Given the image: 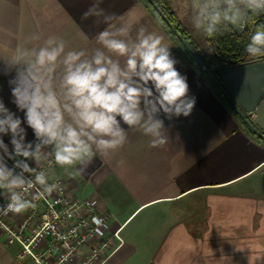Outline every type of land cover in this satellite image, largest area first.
<instances>
[{
    "label": "crops",
    "instance_id": "obj_1",
    "mask_svg": "<svg viewBox=\"0 0 264 264\" xmlns=\"http://www.w3.org/2000/svg\"><path fill=\"white\" fill-rule=\"evenodd\" d=\"M166 1L179 27L201 45L203 34L191 25V0ZM94 2L0 0V58L34 34L60 37L69 49L99 47L95 35L106 27L102 17L82 19ZM99 7L116 15L117 26L131 24L133 36L141 27L164 36L196 98L188 117L165 119V146L152 148L149 137L130 130L121 149L97 155L82 173L50 171L79 199H97L99 211L110 215L109 227L120 228L123 245L104 264H264V142L242 126L148 3L101 0ZM208 59L213 68L219 65L212 55ZM0 97L14 109L3 76ZM145 210L153 214L150 221L131 224ZM18 251L0 232V264H32L19 260Z\"/></svg>",
    "mask_w": 264,
    "mask_h": 264
},
{
    "label": "clouds",
    "instance_id": "obj_2",
    "mask_svg": "<svg viewBox=\"0 0 264 264\" xmlns=\"http://www.w3.org/2000/svg\"><path fill=\"white\" fill-rule=\"evenodd\" d=\"M100 2L82 14L85 20L102 17L99 47L69 49L60 37L34 34L0 58L14 106L0 97V197L7 199L0 215L35 208L37 199L61 188L50 182L51 169L82 173L97 155L121 149L130 130L149 137L152 148L165 146V119L188 117L194 109L187 76L164 36L144 27L133 36V26L114 24L116 15ZM190 9L193 29L211 39L264 15V0H191ZM245 51L264 57V23L254 26Z\"/></svg>",
    "mask_w": 264,
    "mask_h": 264
},
{
    "label": "built area",
    "instance_id": "obj_3",
    "mask_svg": "<svg viewBox=\"0 0 264 264\" xmlns=\"http://www.w3.org/2000/svg\"><path fill=\"white\" fill-rule=\"evenodd\" d=\"M50 182H58L60 190L37 199L35 208L0 215L4 243L18 246L17 258L32 264L106 263L123 245L120 228L109 227L110 215L99 211L97 199H79L61 178H50ZM6 203L7 199L0 204Z\"/></svg>",
    "mask_w": 264,
    "mask_h": 264
},
{
    "label": "water",
    "instance_id": "obj_4",
    "mask_svg": "<svg viewBox=\"0 0 264 264\" xmlns=\"http://www.w3.org/2000/svg\"><path fill=\"white\" fill-rule=\"evenodd\" d=\"M146 1L217 89L245 128L264 142V62L222 69L213 75L154 1ZM249 115H253V118L249 119Z\"/></svg>",
    "mask_w": 264,
    "mask_h": 264
},
{
    "label": "trees",
    "instance_id": "obj_5",
    "mask_svg": "<svg viewBox=\"0 0 264 264\" xmlns=\"http://www.w3.org/2000/svg\"><path fill=\"white\" fill-rule=\"evenodd\" d=\"M144 1L147 3L146 0ZM153 1L156 6L160 9L162 14L174 26V28L179 32V34L186 40V42L192 48L198 58L202 61V63L205 64V66L213 75H215L218 71L222 69L238 68L246 65L264 62V57L253 58L250 57L245 51L246 45L249 42V37L253 31L254 26L257 23H264V15L254 18L253 21L247 26L243 27L241 31H238V29L234 28L229 29L223 34L211 39L203 35V41L201 46L191 41V38L187 34L188 32H185L179 27L177 23L176 13L170 8L166 0ZM209 54L215 57L218 61L219 65L216 68H213L210 64L208 59ZM194 64L196 68L202 73V75L209 81V79L204 75V73L200 70L197 64L195 62ZM210 84L212 85L211 82ZM214 89L217 91L215 87ZM242 126L245 127L243 124Z\"/></svg>",
    "mask_w": 264,
    "mask_h": 264
},
{
    "label": "rangeland",
    "instance_id": "obj_6",
    "mask_svg": "<svg viewBox=\"0 0 264 264\" xmlns=\"http://www.w3.org/2000/svg\"><path fill=\"white\" fill-rule=\"evenodd\" d=\"M152 213L148 210L143 211L141 214H139L132 222L131 224L137 223L138 221H144V222H149L150 219H148V217L151 215ZM153 216V214H152Z\"/></svg>",
    "mask_w": 264,
    "mask_h": 264
}]
</instances>
